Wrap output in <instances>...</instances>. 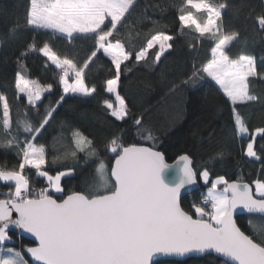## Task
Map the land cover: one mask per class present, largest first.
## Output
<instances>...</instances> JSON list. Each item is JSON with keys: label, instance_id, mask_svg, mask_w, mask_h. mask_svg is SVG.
Listing matches in <instances>:
<instances>
[{"label": "snow or ice", "instance_id": "1", "mask_svg": "<svg viewBox=\"0 0 264 264\" xmlns=\"http://www.w3.org/2000/svg\"><path fill=\"white\" fill-rule=\"evenodd\" d=\"M29 4L22 27L34 35L21 57L29 53L45 57V67L59 70L62 91L47 106L37 103L45 93L53 94L54 85L26 76V65L18 60L21 70L15 74V97L26 98V104L23 111L17 109L15 120L6 94L0 93V147L14 149L18 158L10 168L0 166V188L6 189L0 191V264H30L21 250L8 246L13 229L23 230L38 242L26 249L33 264H157L159 256L188 254L215 255L222 264H264V175L251 183L242 176L210 179L207 168L197 173L191 158L182 155L180 177L169 183L165 173L171 166L156 150V137L144 127L141 117L133 116L118 90L122 75L142 61L147 63L152 49L151 63L158 64L177 36L154 29L135 48L129 17L139 0H29ZM170 7L176 10L177 34L183 36L185 30L195 34L188 42L194 53L197 43L212 42L205 60L194 56L191 72L181 83L199 81L222 93L225 104L230 105L234 135L248 141L242 155L262 161L264 167V144L259 151L255 147L257 137L264 141V127L250 132L239 108L260 99L250 85L253 79L264 80V65L258 68L256 60L243 51L232 56L231 48L243 38L238 29L225 26L228 9L239 14L240 6L229 0H181ZM250 22L255 31L264 34V11ZM37 32L69 46L87 41L92 45L84 61L77 63L58 54L51 39L38 44ZM16 34L14 29L0 43ZM102 59L110 62L111 73L102 82L101 90L110 94L103 99V108L116 121L131 119L137 135L150 146L126 144L122 134H115L101 151L87 136L73 131L75 147L63 156L53 155L51 164L68 156L75 160L78 153H84L96 167L86 190L66 191L61 179L78 165H65V170L51 174L46 146L38 138L47 131L67 95L92 97L97 93V86L86 82L85 70ZM30 174L43 178L40 182L46 181V185L37 189ZM198 179L207 190L199 203L193 202L185 210L181 190L196 185ZM238 209L249 214L247 233L234 218Z\"/></svg>", "mask_w": 264, "mask_h": 264}, {"label": "trees", "instance_id": "2", "mask_svg": "<svg viewBox=\"0 0 264 264\" xmlns=\"http://www.w3.org/2000/svg\"><path fill=\"white\" fill-rule=\"evenodd\" d=\"M229 2L240 6V9L239 14H236L233 8L228 9L225 26L228 29H238L243 38L231 48V55L235 57L243 51L256 60L259 68L264 65V34L255 31L250 21L256 14L264 11V0ZM173 3L179 4L181 0H139V6L129 17L135 48L143 45L146 37L150 36L154 29L174 34L177 38L173 42V48L161 57L158 64L151 63V53L155 49L150 50L147 63L142 61L121 76L118 90L125 97L133 116L141 117L144 127L152 130L156 137V150L165 155L167 162L188 155L197 173L207 168L210 178L225 175L227 179L236 180L242 176L244 182L251 183L264 175V167L262 161H250L248 157L242 155L248 141L234 135L230 105L225 104L226 98L208 84L199 81L195 85L181 83L191 72L194 56L200 61L205 60L210 54L209 45L212 42L206 40L203 45L197 43V52L194 53L188 42L192 41L195 34L188 33V30H185L187 34L183 36L177 34L176 10L170 7ZM29 6V0H0V39L9 37L14 29L17 33L13 38L0 43V93L6 94L12 106L13 120L17 109L23 111L24 106L21 100L16 99L14 90L15 74L21 70L18 60L26 65L23 69L26 76L38 79L42 84L54 85L53 94L45 93L37 103L47 106L54 102L62 91L58 86L59 70L54 66L45 67V57L37 53L21 57V53L34 35L22 27ZM18 25L21 27H17ZM35 35L38 44L51 39L58 54L67 55L77 63L84 61L92 45L91 41H87L69 46L64 41L51 38L50 34L37 32ZM48 64L50 65V62ZM109 64L106 59L97 60L85 70L86 82L89 85L95 84L97 93L92 97L67 95L47 131L38 138V142L46 146L51 174L54 175L57 170H65V165H78L72 174L61 179L66 191L86 190L92 183V173L96 167L94 163L86 160L84 153H78L75 160L68 156L57 165L51 164L53 155L63 156L65 152L75 147L72 143L73 131L78 130L87 136L100 146L101 151L104 142L115 134H122L126 144L150 146L137 135L136 126L131 119L127 123L116 121L103 108V99L110 96L101 90L103 80L111 75L108 71ZM250 91L260 99L239 108L244 113L251 132L258 127H264V80L253 79ZM111 98L114 100V97ZM261 144H264V141L257 137L255 147L258 151ZM17 163L18 158L14 149L0 147V166L10 168ZM34 172L35 170H31V173ZM29 179L37 189L46 185V181L43 184L40 182L43 178L38 180L30 174ZM198 182L200 189H203L199 179ZM200 189L181 199V206L185 210H190L193 202L198 203L203 194ZM0 191L6 189L0 188ZM236 221L242 230L246 233L249 231V215L238 217ZM11 235L13 241L8 246L21 250L24 255L26 249L33 246L31 242ZM157 264H222V261L212 255H205L182 263L161 261Z\"/></svg>", "mask_w": 264, "mask_h": 264}, {"label": "water", "instance_id": "3", "mask_svg": "<svg viewBox=\"0 0 264 264\" xmlns=\"http://www.w3.org/2000/svg\"><path fill=\"white\" fill-rule=\"evenodd\" d=\"M142 146H147V145H142ZM179 157H177L172 162H167L166 161V163H168L171 166L169 169L166 170V173H165L166 178H167V181L169 183H175L179 179V177H180V166H181V163L182 162L179 161ZM192 166H193V161H192ZM199 189H200V185H199V182L198 181H197V184L196 185L190 186V187H188L186 189H182L181 190V194H180V202H181V199L183 197L189 196L192 193L198 191ZM246 215H249V214L246 213V212H244L243 210L238 209L237 210V214L235 215L234 218L236 219L238 217L246 216ZM10 234H14L16 237L23 238V239L31 242L33 244V246H31V247H35L38 244V242L35 240L34 237H32L28 233L23 232V230L13 229ZM12 241H13V239H12ZM12 241L8 245H11L12 244ZM204 256L205 255H196V254H188V255L183 256V257H177V256H159V257L156 258V260H157V263L158 262H161V261H172V262L182 263V262H185V261H187L189 259H199V258H202ZM212 256H214V257L217 258V256H215V255H212ZM25 257H26V259L29 260L30 264H33V262L31 261L30 255H28L26 251H25ZM219 260L222 261V259H219Z\"/></svg>", "mask_w": 264, "mask_h": 264}, {"label": "rangeland", "instance_id": "4", "mask_svg": "<svg viewBox=\"0 0 264 264\" xmlns=\"http://www.w3.org/2000/svg\"><path fill=\"white\" fill-rule=\"evenodd\" d=\"M21 102H22V104L25 105V104H26V98H23V99L21 100ZM245 149H246V148H245ZM210 179H214V178H210ZM200 183L203 185V189H200V191L203 192V193L206 192L208 186H207V185H204L203 182H202L201 180H200Z\"/></svg>", "mask_w": 264, "mask_h": 264}, {"label": "built area", "instance_id": "5", "mask_svg": "<svg viewBox=\"0 0 264 264\" xmlns=\"http://www.w3.org/2000/svg\"><path fill=\"white\" fill-rule=\"evenodd\" d=\"M200 200H201V197L199 198L198 203L200 202Z\"/></svg>", "mask_w": 264, "mask_h": 264}]
</instances>
